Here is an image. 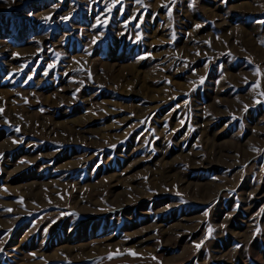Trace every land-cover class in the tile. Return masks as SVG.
Returning <instances> with one entry per match:
<instances>
[{
  "label": "rangeland",
  "instance_id": "obj_1",
  "mask_svg": "<svg viewBox=\"0 0 264 264\" xmlns=\"http://www.w3.org/2000/svg\"><path fill=\"white\" fill-rule=\"evenodd\" d=\"M0 264H264V0H0Z\"/></svg>",
  "mask_w": 264,
  "mask_h": 264
},
{
  "label": "snow or ice",
  "instance_id": "obj_2",
  "mask_svg": "<svg viewBox=\"0 0 264 264\" xmlns=\"http://www.w3.org/2000/svg\"><path fill=\"white\" fill-rule=\"evenodd\" d=\"M197 27H199V25H197Z\"/></svg>",
  "mask_w": 264,
  "mask_h": 264
}]
</instances>
